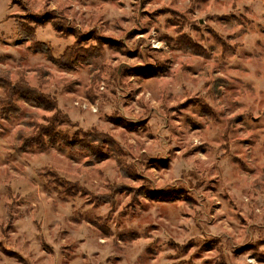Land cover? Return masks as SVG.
<instances>
[{
    "label": "rangeland",
    "instance_id": "1",
    "mask_svg": "<svg viewBox=\"0 0 264 264\" xmlns=\"http://www.w3.org/2000/svg\"><path fill=\"white\" fill-rule=\"evenodd\" d=\"M3 71L116 152H15L55 110L0 112V264H264V0H0Z\"/></svg>",
    "mask_w": 264,
    "mask_h": 264
},
{
    "label": "trees",
    "instance_id": "2",
    "mask_svg": "<svg viewBox=\"0 0 264 264\" xmlns=\"http://www.w3.org/2000/svg\"><path fill=\"white\" fill-rule=\"evenodd\" d=\"M19 35L28 39L37 51L48 54V48L43 43L35 41L32 28L28 25H23ZM69 50V48L65 49L64 53L55 59L61 66L71 67L70 64L77 58L84 57L88 60L91 56L96 55V52L91 56L84 52L74 54V51L70 53ZM67 54L69 55L67 56ZM70 54L77 57L72 58ZM69 58H72V60ZM0 85L5 90L4 97L0 98V112H4L6 115L16 114L20 111V108L15 103V98L22 99L27 103L43 107L44 109L55 110V113L46 120L45 124L26 121L28 128L17 132L16 140L12 145L13 151L22 152L29 147L46 150L50 146L56 145L68 154L85 155L87 164L98 162L107 157V151L102 145L112 148L116 152L114 141L105 133L91 129L83 132H73L70 137L67 132L56 129L57 121L63 117L56 108V102L50 96L41 93L39 89L30 86L25 79L21 78L14 83H10L8 71H3L0 72ZM120 167L122 168L121 165ZM45 172L49 174L55 184L62 187L61 191H65V193L76 192V185L59 178L53 170L47 169ZM40 174L45 176L44 173ZM98 198L110 200L111 196L106 194Z\"/></svg>",
    "mask_w": 264,
    "mask_h": 264
}]
</instances>
